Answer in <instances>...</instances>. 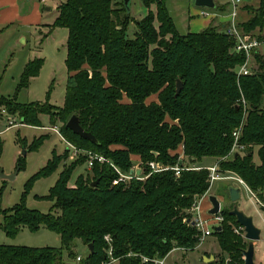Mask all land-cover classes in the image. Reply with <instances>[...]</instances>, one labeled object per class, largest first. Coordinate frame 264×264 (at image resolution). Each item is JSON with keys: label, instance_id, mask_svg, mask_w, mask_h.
Instances as JSON below:
<instances>
[{"label": "trees", "instance_id": "obj_1", "mask_svg": "<svg viewBox=\"0 0 264 264\" xmlns=\"http://www.w3.org/2000/svg\"><path fill=\"white\" fill-rule=\"evenodd\" d=\"M141 1L149 14L137 22L134 37L128 36L132 19L124 1L62 2L50 28L69 31L64 105L22 104L6 97H0V104L21 113L24 123L31 126L41 127L40 115L48 114L54 125L62 123L61 133L67 141L102 154L123 172H129L138 157L147 178L115 183L119 175L111 164L96 162L72 186V175L85 158L68 164V150L61 155L54 150L47 165L26 185L29 191L35 180L52 175L63 163L46 197L53 202L51 212L28 208L23 196L15 206L0 208V228L15 237L25 227L32 232L45 227L60 236L62 246L0 244V264H65V252L77 260V240L88 248L79 264H102L110 247L107 235L119 258L117 264H156L154 259L165 258L175 248L194 249L199 233L185 219L192 217L196 197L211 187L209 170L197 166L176 176L170 168L149 175L146 164L150 161L192 167L206 157L216 158L223 174L238 176L264 201V52L255 53L257 67L251 75L239 76L236 70L245 62V53L234 50L236 40L226 27L210 25L180 34L166 0ZM153 4L156 14L151 11ZM253 13L239 24L246 35L264 29V0H259ZM259 39L264 40V35ZM43 64L44 59L30 61L19 88L28 87ZM179 79L183 88L176 96ZM156 94L158 101L147 103ZM125 97L129 102H124ZM73 115L97 143L66 126ZM167 117L176 123L166 121ZM240 128L238 144L244 150L232 153L234 132ZM47 138H35L30 149L38 150ZM180 147L183 155L178 152ZM231 210H221L224 220L215 232L228 261L217 259L212 264H245L243 250L248 242L235 232L239 223Z\"/></svg>", "mask_w": 264, "mask_h": 264}, {"label": "rangeland", "instance_id": "obj_2", "mask_svg": "<svg viewBox=\"0 0 264 264\" xmlns=\"http://www.w3.org/2000/svg\"><path fill=\"white\" fill-rule=\"evenodd\" d=\"M65 1L67 0H21L19 5L21 16L33 14L35 3L40 2L39 10L41 11L43 22L48 25L33 27L23 21L17 20L15 23L9 24L5 30H0V97L16 98L22 104L40 102L49 103L57 107L64 105L68 83L66 58L69 31L63 27H57L51 31L50 27L55 23L58 16L56 4ZM115 1L123 2L125 0ZM215 2L217 5L221 3L220 0H215ZM258 5L259 0H242L236 19L238 26L251 18L254 14L253 10ZM166 6L180 34H187L193 31L194 24L191 22L192 20L201 19L202 21H207L211 19V16L207 17L201 14L193 16V12L197 10L200 12L203 8L197 6L195 0H166ZM219 6L218 10L220 12L226 10V3ZM48 7L51 9L47 10ZM216 10V8H209L207 11L215 13ZM151 11L155 14L157 13L156 4L151 6ZM129 12L132 20L128 26V36L134 37L138 30L137 22L147 17L149 8L141 0H130ZM229 12H231V8ZM155 23L156 27L159 28L158 22L156 21ZM203 26L200 30L205 28ZM216 27L221 29L220 24L216 25ZM253 34L256 37L263 36L264 29L257 28ZM261 51L264 52V45L261 46ZM35 59H44V64L39 75L31 79L28 87L19 88L27 64ZM254 65L257 67L256 61H254ZM152 101H158L157 94L147 99V103ZM124 102H129V99L125 97ZM40 121L41 127L28 125L24 123L21 113L13 110L10 111L6 105L0 104V169L4 174H15L13 179H5L1 176L0 172V190L2 191L0 198L1 209L15 206L21 202L24 196L25 204L28 208L42 213H50L52 210L53 202L46 197L59 178L64 168L63 163L60 164L59 168L52 175L35 180L29 191L26 190V185L32 177L47 165L53 156L54 150L57 154L61 155L66 151L67 145L59 134L49 128L54 126V124L51 122L48 114H41ZM166 121L176 123V121H172L169 117L166 118ZM56 125L61 128L62 123L58 121ZM42 135H48L44 144L38 150H31L30 145L35 138ZM115 148H118V146H113V149ZM182 149L180 147L178 152L183 155ZM69 157L70 155L66 159V163L68 164L73 162ZM256 159L258 162L260 161L258 156H256ZM133 161L134 166L139 163L135 158ZM198 162L213 165L215 160L207 158ZM19 164L21 168L18 167ZM86 172H91V170L88 169L85 163L80 164L72 175L70 185L75 186L77 177L80 174H86ZM225 175L236 177L232 173ZM227 179L214 181L208 194V198L213 195L221 201L222 210L230 209L234 205L226 197V184L232 182ZM243 191L245 196L241 201L236 202V205L239 207L241 206V202L245 201L249 208L252 207L254 209L257 205L256 201L245 189ZM207 202H210L209 199ZM202 206V216L208 217L206 215L207 209L204 207V204ZM245 240L248 242L246 238ZM0 244L40 248H60L62 246L60 236L55 231L45 227L37 232H32L25 227L15 237L7 236L4 230L0 228ZM74 252L77 256L85 259L88 255V248L81 240H77ZM204 255L208 258L213 255L214 259L207 262ZM64 259L65 264H79L76 258L69 259L66 252L64 253ZM217 259H225V263H227L228 255L222 252L214 232L201 244L198 242L194 249H173L165 257V264H212ZM255 261L257 264H264V251L260 255L257 254Z\"/></svg>", "mask_w": 264, "mask_h": 264}, {"label": "built area", "instance_id": "obj_3", "mask_svg": "<svg viewBox=\"0 0 264 264\" xmlns=\"http://www.w3.org/2000/svg\"><path fill=\"white\" fill-rule=\"evenodd\" d=\"M229 1H230V5L232 6V12L230 15L228 25L226 26V32L231 37L235 38V40H236V45H235L234 50L236 52H244L245 53V62L242 65H240L236 71H237L239 76L240 75H251L256 68L254 65L255 53L261 50V46L264 45V40H261V39H259V37H256L254 35H246L239 28L238 23L236 22V19L238 17V9H239L240 4L242 3V0H229ZM201 15L208 16L209 12L204 10V11H202ZM243 102H245V101L243 100ZM49 128L52 131H54L55 133L59 134L60 137L65 141V143L67 145V150H68L69 155H70L69 158L71 161H75V160L80 159V158H85V164L87 165L88 169H90L91 171H92L96 162L110 163L111 166L115 169V171L119 175V177L115 181V183L127 182V181H129L131 179H135V178L143 180V179L147 178V176H148V175H144L143 163L141 162V160L139 163H137V165L132 167V169H134L133 173H131V170L129 172H123L110 159L106 158L102 154H99V153L92 151V150H89V149L78 147V146L74 145L73 143L67 141L65 139V137L63 136V134L61 133V128L59 126L54 125V126H51ZM240 135H241V128L237 129L234 132V136L236 137V141H235L234 147L232 149V153L244 150V146L241 144H238V139H239ZM146 165L150 169L149 175L152 173L162 172L164 170H168L171 168L175 171L176 176H180L182 170L198 169L199 168L195 165H192V167H184L183 165H179V164L176 165L175 167H168V166H164L163 163H160L158 161H150ZM139 168L142 169L141 175H137V173H136L137 169H139ZM208 170H209V180H210L211 185L216 180L234 177V176H226L225 174H223L220 170L218 162L215 165H213L212 167H208ZM236 178H238L242 184H246L238 176H236ZM252 194H254L253 191H252ZM206 199H209L208 198V192H206L203 195L196 197V199L192 205V208H191L192 217L185 219V221L187 223L193 225L197 229V231L199 233V241H198L199 244L204 242L208 236H211L214 232H216L217 227L221 226V224L224 220V217L221 214V212L218 214H215V215H209L208 217L202 216V212H201L202 204ZM258 202L262 206H264V203L261 200L258 199ZM193 222H194V224H193ZM235 232L237 234H240L243 237H245V228L241 224H239L238 226L235 227ZM105 238L109 242L110 247L107 250V259L102 264H117L119 261V258H116L114 256L113 245H111L112 239H111L110 235H107ZM81 259H82L81 256L77 257L78 262H80ZM144 260L148 261L149 259L144 258ZM154 262L156 264H165V258L154 259Z\"/></svg>", "mask_w": 264, "mask_h": 264}, {"label": "crops", "instance_id": "obj_4", "mask_svg": "<svg viewBox=\"0 0 264 264\" xmlns=\"http://www.w3.org/2000/svg\"><path fill=\"white\" fill-rule=\"evenodd\" d=\"M27 1H29V0H27ZM220 1H221L220 4H225L226 3V5H227L226 6V10L220 12V10H218L216 8L217 10H216L215 13H211L210 11H208L209 12V15L208 16H211V19H209L207 21H202L201 19L192 20L191 22L194 24V29H193L192 32H199V31H201L200 29H202V26L203 25H204L203 27H205V28H207L210 25L216 26L218 24H220L221 26H223V28L226 27V25H227V23L229 22V19H230V15H231V12H232V6L230 5V1L229 0H220ZM20 2H21V0H0V26H1L0 30H5L9 26V24H13L17 20L23 21L24 23H27V24H29V25H31L33 27L34 26L35 27H41L43 25H48V24H44V22H43L42 14H41V11L39 10L40 9V2H36L35 3L34 13L33 14H29V16H25V15H22L21 16L20 15V6H19L20 5ZM61 3H57L56 4V10H57V12H58V6ZM230 8H231V12H229V9ZM50 9L51 8H49V7L47 8V10H50ZM204 10L207 11V10H209V8L203 7L200 12H199V10L193 12V16L194 15H198V14L200 15L202 13V11H204ZM193 16H191V17H193ZM205 22H206V24H204ZM256 156H257V151H256ZM256 156H255V161H256V163L259 164L260 161L259 162L257 161ZM136 158H137L136 159L137 162H140V159L138 157H136ZM207 158H210V159H214L215 160V162H214L213 165H215L218 162V160L216 158H213V157H206L204 159H207ZM193 165H195V166H204V167H207V168L213 166V165L204 164L202 162L193 163ZM226 176H232V175H226ZM227 180L232 181V182H229L228 184H226V190L225 191L227 192V196H226L227 199L229 198L228 187L230 185H233L235 187H240L241 188V198H240L239 201H241L244 198V196H245V193L243 191L244 189L256 201V204L257 205H256V207L254 209L252 207L249 208L248 205H247V203L245 201L241 202V206H239V209H242L247 215H252L253 216L254 223L262 231L261 240L255 242V259H256L257 254L260 255L264 251V230H263V227H264V206H262L258 202V199L260 200L259 196L256 193H254L255 195L252 194V190L246 184H242L238 178H236V177H230ZM210 189H211V187H210ZM210 189L208 191V194L210 192ZM263 197H264V193H263ZM207 201H208V199H206L203 202V204H204V207L207 209L206 215L209 216V215H211V214H209V210L211 209L212 205H211V202H207ZM263 203H264V201H263ZM239 205H240V203H239ZM221 210H222V208H221ZM204 257H207V256L204 255ZM210 257H214V256L212 255ZM207 262H209V261H207Z\"/></svg>", "mask_w": 264, "mask_h": 264}, {"label": "water", "instance_id": "obj_5", "mask_svg": "<svg viewBox=\"0 0 264 264\" xmlns=\"http://www.w3.org/2000/svg\"><path fill=\"white\" fill-rule=\"evenodd\" d=\"M129 1L125 0V6L127 7V10L129 12ZM195 3L199 7H205L210 9L217 8V4L215 0H195ZM130 13V12H129ZM183 88V83L179 79L177 82V88H176V96L180 94L181 90ZM69 129H71L75 134L79 135L80 137L91 141L92 143H97V138L93 135V133L86 131L80 124V119L77 115H73L66 125ZM25 154V152H24ZM182 165V162L180 163ZM1 176L5 179H13L15 177V174H4L2 170L0 169ZM134 172V169H131V173ZM137 175H141L142 169L139 168L136 171ZM99 180L92 183V186H96L98 184ZM229 192V199L231 203L234 205L232 206V210L230 213L236 217V220L239 224H241L245 228V238L248 240V247L243 250L244 255V263L245 264H257L255 261V242L261 240L262 231L261 229L256 226L254 223V219L252 216L247 215L244 211L240 210L238 205H236V202H238L241 198V188L235 187L233 185H230L228 187ZM209 201L211 202V209L209 210V214L215 215L221 212V201L216 196H209ZM194 224V222H193ZM221 226L217 227V230H220ZM91 249H93V245L90 246ZM206 261H211L214 259V257H205Z\"/></svg>", "mask_w": 264, "mask_h": 264}]
</instances>
